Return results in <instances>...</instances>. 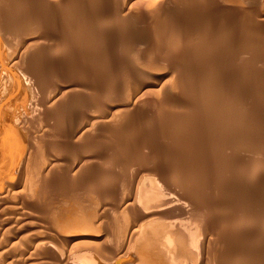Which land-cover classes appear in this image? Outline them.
Masks as SVG:
<instances>
[{"label": "rangeland", "instance_id": "rangeland-1", "mask_svg": "<svg viewBox=\"0 0 264 264\" xmlns=\"http://www.w3.org/2000/svg\"><path fill=\"white\" fill-rule=\"evenodd\" d=\"M0 149V264H264V0H0Z\"/></svg>", "mask_w": 264, "mask_h": 264}, {"label": "bare ground", "instance_id": "bare-ground-1", "mask_svg": "<svg viewBox=\"0 0 264 264\" xmlns=\"http://www.w3.org/2000/svg\"><path fill=\"white\" fill-rule=\"evenodd\" d=\"M3 9V8H2ZM30 84V83H29ZM31 85V84H30ZM29 85V86H30ZM31 87H29V89H30ZM28 89V90H29ZM31 90V89H30ZM29 90V91H30ZM34 105V104H33ZM91 117V116H90ZM89 117V118H90ZM48 118V117H47ZM54 120V119H53ZM94 121V120H93ZM28 128V127H27ZM19 129V128H18ZM25 129V128H24ZM30 130V129H29ZM25 131V130H24ZM29 135V134H28ZM1 150V149H0ZM4 154V153H3ZM1 157V156H0ZM2 158V157H1ZM12 161V160H11ZM3 163V162H2ZM5 163V162H4ZM243 163V162H242ZM1 166V165H0ZM52 167V165H50L48 168H46V167H43V168H40L39 170H34L33 172H32V176H34L36 173H35V171L36 172H38V175H40L39 176V179H34V180H31V184H30V186H31V189H32V194L35 196V195H39L40 194V192H42V190H43V188L45 187V184H46V181H47V178H48V174H49V172H50V170H49V168H51ZM248 168H249V166H248ZM258 169H259V167H258ZM259 170H256V171H254V173H257ZM2 172V171H1ZM250 172H252L253 173V171H250ZM7 173V172H6ZM247 173V172H246ZM249 173V172H248ZM251 173V174H252ZM261 173V172H260ZM16 175V174H15ZM260 175V174H259ZM34 177H36V175L34 176ZM251 177V176H250ZM253 177H255V176H253ZM8 178V177H7ZM32 178V177H31ZM252 178V177H251ZM258 178V177H257ZM159 179H161V178H159ZM158 179V180H159ZM162 179H163V176H162ZM253 179V178H252ZM8 181V180H7ZM161 181V180H160ZM235 181V180H234ZM9 183V185H11V186H9V187H14L13 185H15V183H17V182H15L14 184L12 183V182H14V181H8ZM158 182V181H157ZM162 182V181H161ZM165 182V181H164ZM169 182V181H168ZM232 183V182H231ZM7 184V185H8ZM251 184V183H250ZM162 185V184H161ZM160 185V186H161ZM167 185V184H166ZM247 185V184H246ZM8 187V186H7ZM252 188V187H251ZM143 189H145V188H143ZM142 189V190H143ZM152 189H154V188H152ZM152 189H150V191L149 192H151V193H145V195H147V194H149V197H145V198H142V197H140V198H138L137 200H140L142 203H139V204H142V205H146L145 207L146 208H148V205H147V203H145V202H148L149 201V199H151V197L153 196H159L158 194H159V192L158 191H156V192H153L152 191ZM169 189V188H168ZM246 189V188H245ZM10 190V189H9ZM158 190V189H157ZM13 191V190H12ZM145 191H147L148 192V190L147 189H145ZM5 192V191H4ZM7 192V191H6ZM156 193H158V194H155ZM153 194V195H152ZM144 195V196H145ZM152 195V196H151ZM9 196V195H8ZM138 196V195H137ZM169 196V195H168ZM167 196V197H168ZM245 196V195H244ZM4 197V196H3ZM139 197V196H138ZM165 197V196H164ZM169 197H171V196H169ZM173 197V196H172ZM180 198V197H179ZM178 198V199H179ZM130 199V198H129ZM159 199V198H158ZM172 199V198H171ZM136 200V201H137ZM145 200V201H144ZM165 200V199H164ZM167 200H169V199H167ZM166 200V201H167ZM129 201V200H128ZM132 201H133V199H132ZM135 201V200H134ZM161 201V200H160ZM237 201V200H236ZM130 202H131V200H130ZM150 202H152V201H150ZM168 202V201H167ZM175 202V201H174ZM137 203V202H136ZM153 203V205L156 203H154V202H152ZM161 203V202H160ZM165 203V202H164ZM149 204V203H148ZM126 205V204H125ZM133 205H135V202L134 203H130V205H129V207L131 206V207H133ZM152 205V204H151ZM135 207V206H134ZM142 207V206H141ZM150 207V206H149ZM155 207H158V206H155ZM161 207V206H160ZM159 207V208H160ZM146 208L143 210V212L142 211H140V213H139V215L140 216H137V213L134 215V213L131 215L132 216V221L130 222V224L128 225V231H127V239H128V244L129 245H133V246H135V248H136V250H138V248H139V244H140V238L141 237H143V238H141V239H143V240H146V239H151L152 238V236L149 234L150 232H148V231H151V230H149L148 229V227H147V229L148 230H146V228L145 227H143V226H140V224H141V222L139 221V223H138V220H140V218L141 219H143V218H145L144 216L146 215V213H147V211H146ZM151 208V207H150ZM130 209V208H129ZM134 210V209H133ZM132 210V211H133ZM151 210H153V209H151ZM159 210H161V209H159ZM148 211H150V210H148ZM142 212V213H141ZM155 212V211H154ZM239 212V211H238ZM159 213V212H158ZM172 213V212H171ZM192 216V215H191ZM205 216V215H204ZM209 216V215H208ZM206 219H209V218H206ZM145 220V219H144ZM150 220V219H149ZM187 220V219H186ZM151 221V220H150ZM149 221V222H150ZM184 221V220H183ZM182 221V222H183ZM147 222V221H146ZM155 222H157V221H155ZM43 223V222H42ZM89 223V222H88ZM143 224L145 223L144 221L142 222ZM152 223L154 224V222H151V224H148V225H152ZM247 223H248V221H247ZM142 224V225H143ZM146 224V223H145ZM182 224V223H181ZM185 224V223H184ZM30 225V224H29ZM160 225V224H159ZM158 226V225H157ZM161 226V225H160ZM159 226V227H160ZM181 226V225H180ZM152 227V226H151ZM156 227V226H155ZM153 228H154V226H153ZM245 228V227H244ZM262 228H263V225H262ZM161 229H163V228H161ZM243 229V228H242ZM153 231H156V230H154V229H152ZM159 230V229H158ZM175 230V229H174ZM173 230V231H174ZM184 230V229H183ZM186 230V229H185ZM207 230V229H206ZM211 230V229H210ZM246 230V229H245ZM153 231H152V233H153ZM165 231V230H164ZM182 231V230H181ZM198 231V229L196 230V232ZM202 231V230H201ZM209 231V230H208ZM187 232V231H186ZM185 232V233H186ZM203 232H205V231H203ZM70 233V232H69ZM151 233V234H152ZM168 233V232H167ZM166 233V234H167ZM175 233H177V232H175ZM182 232H180V234H181ZM199 233V232H198ZM155 234H157V233H155ZM204 234V233H203ZM208 234V233H207ZM162 235V234H161ZM179 235V234H178ZM187 235V234H186ZM197 235V234H196ZM86 236V235H85ZM160 236V235H159ZM174 236V235H173ZM244 236V235H243ZM189 237V236H188ZM201 237V236H200ZM199 237V238H200ZM164 238V237H163ZM170 238V237H169ZM173 239H177V238H175V237H172ZM185 238V237H184ZM201 238H204V237H201ZM64 239V238H63ZM160 239H162V238H160ZM159 239V240H160ZM205 239V238H204ZM203 239V240H204ZM167 241H169V240H167ZM170 241H172V240H170ZM190 241V240H189ZM205 241V240H204ZM204 241H203V243H204ZM44 242V241H43ZM46 242V241H45ZM162 243V242H161ZM170 243V242H169ZM168 243V245L170 246L171 245V243H174V242H171L170 244ZM183 243V242H182ZM189 243V242H188ZM208 243V242H207ZM46 244V243H45ZM49 244V243H48ZM47 244V245H48ZM152 244V243H151ZM177 244V243H176ZM185 244H187V243H185ZM189 244H191V243H189ZM74 245V244H73ZM148 245V244H147ZM133 246H130V247H132L133 248ZM162 246H164V245H162ZM168 246V248H171L172 249V247L171 246H175V243H174V245H171L170 247ZM192 246V245H191ZM196 246V245H195ZM207 246V245H206ZM44 247V246H43ZM46 247V246H45ZM56 247V246H55ZM165 247H166V245H165ZM176 247V246H175ZM175 247H173V248H175ZM187 247H189V246H187ZM194 248V247H193ZM42 249H44V248H42ZM48 249V248H47ZM183 249V248H182ZM181 249V250H182ZM201 249H203V248H201ZM56 250V249H55ZM163 250V249H162ZM52 251V250H51ZM129 251V250H128ZM135 251V250H134ZM141 251H143V250H141ZM141 251H138V253L139 252H141ZM153 251V250H152ZM167 251H169L170 252V250H167ZM180 251V250H179ZM202 251V250H201ZM36 252V251H35ZM127 252V251H126ZM130 252V251H129ZM150 252H151V250H150ZM160 252V251H159ZM172 252H174V251H172ZM181 252V251H180ZM9 253V252H8ZM29 253V252H28ZM135 253V252H134ZM137 253V252H136ZM135 253V254H136ZM143 254H145L144 252H142ZM147 253H149V252H147ZM162 253V252H161ZM178 253V252H177ZM183 253V252H182ZM140 254V253H139ZM139 254H136V255H138V256H140ZM175 254V253H174ZM238 254V253H237ZM147 255V254H146ZM149 255V254H148ZM171 255V254H170ZM176 255H178V254H176ZM205 255V254H204ZM59 256V255H58ZM88 255H85L83 258H85V257H87ZM91 256V255H90ZM98 256V255H97ZM97 256H95V257H97ZM164 256H166V255H164ZM2 257V255L0 256V258ZM16 257H18V256H16ZM92 257H94V255L92 254ZM137 257V256H136ZM145 256H143V258H144ZM167 257V256H166ZM169 257L170 256H168V258L167 259H169ZM175 257V256H174ZM198 257V256H197ZM205 257H206V255H205ZM35 258V257H34ZM58 258V257H57ZM151 258V257H150ZM149 258V259H150ZM156 258V257H155ZM176 258V257H175ZM2 259V258H1ZM86 259V258H85ZM84 259V260H85ZM89 259V258H88ZM141 259H142V257H141ZM145 259V258H144ZM162 259V258H161ZM171 259H172V257H171ZM202 259V261L201 262H203V258H201ZM34 260V259H33ZM97 261L96 259H94L93 258V261ZM146 260V259H145ZM154 259L152 258V261H153ZM160 260V259H159ZM166 260V259H165ZM164 260V261H165ZM87 261V260H86ZM93 261H91L92 263H94ZM168 261H170V260H168ZM1 262V261H0ZM11 262V261H10ZM37 262V261H36ZM77 262V261H76ZM76 262H73V263H70V264H77ZM143 262H144V260H143ZM157 262H159V261H157ZM175 262V261H174ZM178 262V261H177ZM145 263V262H144ZM160 263V262H159ZM163 263V262H162ZM167 263H169V262H167ZM171 263V262H170ZM10 264H12V262L10 263ZM44 264V263H43ZM145 264H147V263H145ZM172 264V263H171ZM175 264V263H174ZM177 264V263H176ZM179 264V263H178Z\"/></svg>", "mask_w": 264, "mask_h": 264}]
</instances>
